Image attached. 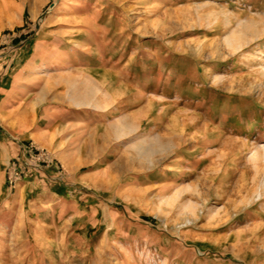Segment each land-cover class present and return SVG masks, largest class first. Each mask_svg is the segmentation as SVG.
I'll list each match as a JSON object with an SVG mask.
<instances>
[{"label": "rangeland", "instance_id": "obj_1", "mask_svg": "<svg viewBox=\"0 0 264 264\" xmlns=\"http://www.w3.org/2000/svg\"><path fill=\"white\" fill-rule=\"evenodd\" d=\"M14 75L60 148L25 208L6 163L0 264H264V0H0Z\"/></svg>", "mask_w": 264, "mask_h": 264}, {"label": "crops", "instance_id": "obj_2", "mask_svg": "<svg viewBox=\"0 0 264 264\" xmlns=\"http://www.w3.org/2000/svg\"><path fill=\"white\" fill-rule=\"evenodd\" d=\"M10 79L7 78L4 82L0 81V207L1 203H3L2 200L7 198L3 194L5 193L4 185L6 184L5 165L10 158L16 157L30 141H34L38 145L46 144L52 148H55V146L56 149L60 148L59 143L55 144L56 142L54 141L57 130L52 132L50 127L47 125L43 126L40 122L42 117H48L42 111L41 106L47 95L52 89H55L53 83L49 86L46 84L41 94L39 89L36 93L31 94L33 91L25 85L26 83L19 81L18 75H14ZM50 86H52L51 89H49ZM49 90L51 91L49 92ZM53 98L55 100L58 99L56 94ZM73 101L77 100L73 99ZM33 179L30 176L22 181L19 189L15 191L14 196L9 201V208L13 207L11 205L25 208V193ZM49 193L47 191L35 192L36 199L31 203L37 208V211L41 209L42 205L45 206V209L51 206L52 203L50 204L49 199H53V195Z\"/></svg>", "mask_w": 264, "mask_h": 264}, {"label": "built area", "instance_id": "obj_3", "mask_svg": "<svg viewBox=\"0 0 264 264\" xmlns=\"http://www.w3.org/2000/svg\"><path fill=\"white\" fill-rule=\"evenodd\" d=\"M26 151H27V157L22 156V157H15L13 160H9L7 163L8 165H6V172H7V184L9 185L8 187L10 189H14L15 187H17L18 185H20V183L25 179L30 177L32 174H30L27 170V172H25V170H19L18 169V163H25V167L28 165L29 163H35V165L38 167V169L40 171H43V169L46 168V166H42V165H38L36 163V161H33L32 159L29 158V155L31 157V153L28 152V148L30 150V147H25ZM29 158V159H28ZM46 165H49V161H46ZM42 164V163H41ZM45 172V171H43Z\"/></svg>", "mask_w": 264, "mask_h": 264}]
</instances>
